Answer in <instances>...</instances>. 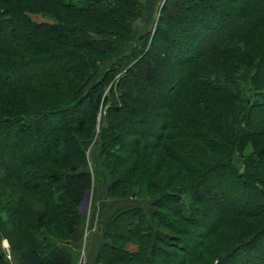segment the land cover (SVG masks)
Returning a JSON list of instances; mask_svg holds the SVG:
<instances>
[{"label": "trees", "instance_id": "1", "mask_svg": "<svg viewBox=\"0 0 264 264\" xmlns=\"http://www.w3.org/2000/svg\"><path fill=\"white\" fill-rule=\"evenodd\" d=\"M146 2L0 0V71L14 75L0 72V148L19 151L41 118L65 115L38 150L35 132L29 156L0 164V234L17 264H73L77 248L60 242L79 246L94 135L105 195L124 199L104 220L94 264H264V1L228 0V11L163 0L153 39L182 50L166 26L196 31L177 76L159 73L149 43L103 66Z\"/></svg>", "mask_w": 264, "mask_h": 264}, {"label": "rangeland", "instance_id": "2", "mask_svg": "<svg viewBox=\"0 0 264 264\" xmlns=\"http://www.w3.org/2000/svg\"><path fill=\"white\" fill-rule=\"evenodd\" d=\"M264 1V0H261ZM216 4H218V6H220V8H224V9H228V11H231V7L229 6V2L228 0H216ZM250 13V12H248ZM159 15V8H156V2L155 0H147L146 2V6H144V10L142 11V14L135 19L134 22V27L131 30V32L129 33V35H127V37L120 39V41H118L117 44H115L114 48L107 54V56L104 59L103 62V66H107L109 65L112 61H114L117 57L121 56L122 54H127L130 53V51H132L133 49H141L142 51L145 52V50L147 49V45L148 43L151 44L148 48V51L155 53L156 58L158 60V65L161 66L162 69L159 70L160 74H165V77L170 76V73H174V76H177V73L179 71V65L184 64L187 61V55L183 56L182 54L184 53H188V57L192 58V54L191 51L193 49V47H191V45L188 43V41H186V37L187 35L190 37V35H192L194 29V24L190 21H186L184 23V28L183 26H180L181 22H175V20L171 23L168 24L166 26V29L168 30V34L172 35L175 34L176 38L183 39V48L181 50V47L179 46H173L169 45L166 47V43H168V41H164L161 40L160 37L158 38V35H155L154 39H153V33H154V29L155 26L157 24V18ZM40 16V15H39ZM245 14L243 13L241 18H232V17H227V21L224 23L223 21L221 23L218 24V26L213 30H211V32L213 34H219L221 33V29L222 27L224 29L231 27L232 25L234 26L235 24H241L244 22L245 19ZM248 16H251V14H249ZM253 17V16H252ZM252 17H248L247 19L249 20L252 19ZM34 18L36 19H45L44 17H38L37 15L34 16ZM230 18V20H229ZM223 25V26H222ZM208 27H205V29H207ZM220 28V29H219ZM9 30V29H8ZM7 29L3 30L5 32L8 31ZM206 30H204L205 32ZM209 31V30H208ZM196 32V31H195ZM194 32V33H195ZM210 32V33H211ZM193 33V34H194ZM194 40V39H193ZM152 41V42H150ZM192 43V42H191ZM177 45V44H176ZM193 45V43H192ZM133 50V51H134ZM132 51V53H133ZM147 52V50H146ZM179 60V61H178ZM48 64V63H47ZM34 66H32L33 68ZM22 69H17L15 70V72H25V68L21 71ZM32 70V69H31ZM164 70V71H163ZM2 72L7 73L9 77L14 76L12 74L13 70L10 69H1ZM0 71V72H1ZM172 71V72H171ZM156 85L158 86V89L161 90L160 95L163 98H167V95L165 93L166 91V84L163 82H157ZM149 89H151V87L147 86ZM193 91V94H195L194 89L191 90ZM74 113L80 112L81 110H84L82 108V103L77 102L76 106H74ZM63 116L62 114H53L50 115L46 118H41V120H39L38 122H36V130L34 129H28L26 132H24L23 134H21V136L18 139V141H20V145H17L20 150L18 151L17 149H15V147L13 146L12 148H6L4 146H2L0 148V164H5L7 166L11 165L12 162H16L17 159L21 158V157H25V156H29L31 152H27L25 155L24 150L27 149V151L30 150V148L32 147L30 145V139L31 141L33 140V138L35 137V132H37V140H35V148L36 150H38V147L40 145H42V140L44 137V133L45 131L53 124L57 123ZM35 123V122H34ZM134 126V125H133ZM136 126V123H135ZM149 135V139H152L153 135L150 134L149 132L147 133ZM134 135L137 136H141L142 134L139 133V131H137V133H135ZM22 138V139H21ZM24 141V142H23ZM26 141V143H25ZM29 141V142H28ZM23 142V143H22ZM19 143V142H18ZM98 139L95 138V135L93 136V138L91 139V141L89 142V144L86 147V158L88 161V165H87V169L90 172V183L87 189H85L81 200L79 201V209L82 213V230L80 232V235L78 237V239H76L78 241V245L76 247L75 244L73 243V238L68 239L69 242L65 239L61 240V245L67 247L68 249H70L69 247H75L77 248L75 255H74V262L77 260V256L79 253V249L81 250L82 248V256L84 258V261L86 259V248H87V244L89 245V241L90 239L94 236L95 237V232L97 231V228H99V224L102 220H103V214H105V212L102 214L101 210L104 209L106 206H109V199L103 194V189L104 188V183L102 182V179L100 178L98 171H99V161H98V157H97V149H98ZM102 193V194H101ZM96 199H98L96 201ZM144 206L149 207V201L145 200L144 201ZM113 206V205H112ZM208 210H211L212 208L208 207ZM211 218V216H206V218H204L205 221H209ZM101 225V223H100ZM97 227V228H96ZM96 228V229H95ZM102 228V226H101ZM100 229V228H99ZM70 238V237H69ZM5 240L7 243V248L10 251V259H6L5 262L7 264H17L15 256L13 255V253L11 252V249L9 247L8 241L7 239L1 234H0V245H1V241ZM45 253V250L42 249ZM41 251V250H40ZM73 262V264H74ZM84 263V262H83ZM94 264V261L93 263Z\"/></svg>", "mask_w": 264, "mask_h": 264}, {"label": "crops", "instance_id": "3", "mask_svg": "<svg viewBox=\"0 0 264 264\" xmlns=\"http://www.w3.org/2000/svg\"><path fill=\"white\" fill-rule=\"evenodd\" d=\"M102 194V193H101ZM103 194L105 195V189H103ZM106 196V195H105ZM98 199H96L97 201ZM109 206H106L104 209L101 210L102 214L105 212V214H103V220L98 223L99 224V228H97V231L95 232V237L93 236L90 241L88 242L89 245L87 244V248H86V259L84 261L83 264H92L94 261V256H95V251L97 248V245L99 244V242L102 240V228L101 226H103L104 220L105 218L108 216V214L114 209L115 206H117L119 203H121L123 200L121 199H116V198H110L109 199ZM113 205V206H112ZM95 228V229H96Z\"/></svg>", "mask_w": 264, "mask_h": 264}, {"label": "built area", "instance_id": "4", "mask_svg": "<svg viewBox=\"0 0 264 264\" xmlns=\"http://www.w3.org/2000/svg\"><path fill=\"white\" fill-rule=\"evenodd\" d=\"M155 2H156V8L158 9L160 7V5L162 4L163 0H155ZM0 247L3 250L4 257L6 259H10L11 254H10V251L8 250V248H7V243H6L5 240L1 241ZM83 262H84V258L82 256V248H81V250L79 249L77 260L74 262V264H83Z\"/></svg>", "mask_w": 264, "mask_h": 264}]
</instances>
